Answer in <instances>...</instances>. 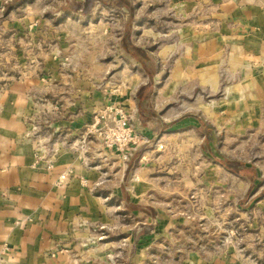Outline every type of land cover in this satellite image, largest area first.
I'll return each mask as SVG.
<instances>
[{
    "label": "rangeland",
    "instance_id": "rangeland-1",
    "mask_svg": "<svg viewBox=\"0 0 264 264\" xmlns=\"http://www.w3.org/2000/svg\"><path fill=\"white\" fill-rule=\"evenodd\" d=\"M81 1L38 0L28 13L42 11L60 18L55 25L38 28L44 38L34 33L37 28L32 26V34L25 38L30 45L23 50L16 43L11 51L12 41L0 38V76L21 73L24 59L31 64L44 61V48L53 51L52 56H61L55 50L57 41L63 39L69 43L63 60L78 62L73 72L80 79L88 75L94 80L90 120L72 140L61 134L52 141L49 134L39 130L37 118L32 127L33 138L39 140L34 164L49 169L59 145L69 147L96 172L93 189L96 195L101 193L109 208L110 222L101 228L98 222L94 224L89 246L80 250V264L197 263L189 258L191 252L201 256L234 254L229 264H264V132H256V123L241 126L237 132L224 126L209 133L206 140H200L202 133L194 131L192 125L182 123L163 139L139 131L147 141L138 144L128 161L123 160L122 150L108 145L119 110L123 109L132 122L122 103L126 73L131 70L121 51L122 43L133 50L137 45L146 47L151 43L150 35L156 33V46L182 42L190 34L194 37L192 32L205 21L199 14L183 15L167 0H129L130 8L118 0L107 5L95 0L90 15L82 18L78 13L82 9L85 12L86 6ZM69 13L72 15L67 17ZM86 48L88 55L93 51L96 61L106 58L103 68L95 66L88 74L82 70ZM167 70L168 64L163 80ZM52 74L48 71V76ZM220 74L222 85L216 93L198 87L190 96L178 93L159 114L164 115L170 107L182 115L198 113L199 104L208 109H229L231 91L226 87L231 78L223 69ZM144 106L148 107L147 102ZM228 118L223 120L231 123ZM69 173L66 169L60 175L61 185L68 183ZM136 187L142 193L140 198L130 195ZM128 205L141 208L135 212L136 208Z\"/></svg>",
    "mask_w": 264,
    "mask_h": 264
},
{
    "label": "crops",
    "instance_id": "crops-1",
    "mask_svg": "<svg viewBox=\"0 0 264 264\" xmlns=\"http://www.w3.org/2000/svg\"><path fill=\"white\" fill-rule=\"evenodd\" d=\"M37 2L0 0V38L12 41L11 51L16 43L22 50L30 45L25 38L32 34V26L37 28L34 33L44 38L39 27L57 24L60 15L28 13ZM81 2L84 4L85 0ZM118 2L131 6L129 0ZM167 2L183 15L199 14L205 22L196 33L192 32L194 37L190 34L178 43L156 46L158 34L152 33L148 46H136V56L122 43L121 51L131 63L122 103L135 127L146 135H161V139L179 128V123L192 125L194 131L202 133L200 140L224 126L237 132L241 126L256 123V132H264V0ZM78 15L86 18L90 13ZM63 42L58 40L55 50L61 56H52L53 51L44 48V61L31 64L24 59L21 73L6 72L0 76V264H80V250L89 246L94 224L98 222L101 228L110 222L104 198L93 189L96 172L85 165L77 152L59 145L51 168L34 164L39 141L32 136L34 118L39 130L49 134L52 141L61 134L70 141L89 122L94 107V80L88 75L80 79L73 72L78 62L63 60L69 45ZM85 51L82 70L88 74L95 66L103 68L105 57L96 61L93 51L90 55L87 48ZM167 64L168 74L163 80ZM221 69L231 78L226 87L231 91L229 109H208L199 104L198 113L188 111L182 115L170 107L164 115L159 114L178 93L190 96L195 87L212 93L219 91ZM48 71L53 74L48 76ZM80 85L84 87L81 90ZM45 145L48 147L49 143ZM66 169H70L68 183L61 185L60 175ZM258 177H252L253 181ZM130 195L142 197L138 187ZM134 209L136 212L137 205ZM234 256L189 254L197 262L194 264H229Z\"/></svg>",
    "mask_w": 264,
    "mask_h": 264
},
{
    "label": "built area",
    "instance_id": "built-area-1",
    "mask_svg": "<svg viewBox=\"0 0 264 264\" xmlns=\"http://www.w3.org/2000/svg\"><path fill=\"white\" fill-rule=\"evenodd\" d=\"M112 137H110L109 146H116L122 150V157L124 161H128L135 152L138 144L141 141L146 142L147 138L136 130L131 122L130 116L123 111H118V119L112 129Z\"/></svg>",
    "mask_w": 264,
    "mask_h": 264
},
{
    "label": "trees",
    "instance_id": "trees-1",
    "mask_svg": "<svg viewBox=\"0 0 264 264\" xmlns=\"http://www.w3.org/2000/svg\"><path fill=\"white\" fill-rule=\"evenodd\" d=\"M99 1H101L103 4H109V1L110 0H99ZM111 2V1H110ZM95 3V0H85V3H84V5L86 6L85 7V12L83 11V9H82V13L83 14H86V13H89V8L93 5ZM134 48V50L130 47V49H131V51H132V56H136V46L135 47H133ZM226 167H229L228 165H227V163H223ZM128 206H130V205H128ZM130 207H135V206H130ZM140 207H137V209H139Z\"/></svg>",
    "mask_w": 264,
    "mask_h": 264
}]
</instances>
